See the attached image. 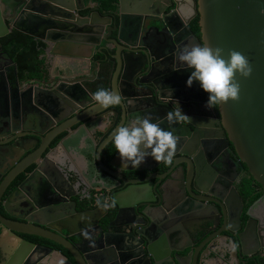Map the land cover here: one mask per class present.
<instances>
[{
	"label": "flooded vegetation",
	"instance_id": "obj_1",
	"mask_svg": "<svg viewBox=\"0 0 264 264\" xmlns=\"http://www.w3.org/2000/svg\"><path fill=\"white\" fill-rule=\"evenodd\" d=\"M158 1L165 4L164 0ZM83 2L87 7L80 10V15H90L97 8L101 15L112 16V24L118 25V18L114 19L117 0L112 11H103L95 2ZM171 9L167 8L165 14L173 19L167 15ZM198 17L194 19L198 21ZM24 22L19 17L18 26L32 33L27 34L32 38L31 50L41 51L33 70H20V66L17 70L0 42V119L9 116L14 122L13 128L0 130V141L13 140L18 146L12 147L13 155L8 159V166L0 165V255L6 256L18 247V264H63L65 257L73 262L68 251L54 239L27 234L26 231H40L33 225L44 224L41 228L52 237L70 240L83 250L85 245L67 231L75 229L73 214H70V205L75 202L76 214L100 207L98 215H101L104 209L107 210L98 224L92 223L93 230L87 228L89 234L92 231L99 233V229L100 232L107 231V224L113 221L102 242L109 261L99 260L94 264H153L146 257L148 250L161 257L165 250L172 248L180 250L177 253L180 264H264V188L253 179L229 140L223 129L219 106L206 108L207 95L202 89L200 105L178 101L176 113L179 107L181 114L199 127L195 130L194 126L176 115L181 118L182 128H176L179 135L176 136L172 164L158 163L146 157L136 168H123L116 151L110 155L112 136L122 123L119 119L114 124L112 122L113 111L119 107L112 106L97 113L104 108L96 105L92 94L99 88L116 93L118 88L128 91L134 96L128 98L130 111L125 125L136 115L149 116L152 122L156 119V123L165 130L164 121L168 120L164 119L167 117L162 123L157 119H161L158 118L160 115L165 116L168 108L171 109L168 100L178 96L179 88L160 86L161 96L151 95L146 90L134 93L130 85L135 81L134 69H126L122 78L118 72L121 71L120 66L108 73L112 56L116 51L122 54L123 47L104 42L106 34L101 36L100 44L95 46L88 61L60 54L72 50L64 49L65 45L59 42L68 41V35L74 36L73 40L82 41V33L71 35L58 30L52 34L44 30L42 22L29 27ZM133 22L136 24L135 20ZM133 22L123 20L121 27L123 39L134 45L129 49L150 50L156 55L176 50L164 31L143 30L137 37L138 28ZM170 23L173 28L178 24ZM8 25L11 27V22ZM115 37L116 32H113L107 39ZM23 49L18 48L19 61ZM80 53L87 54L86 51ZM173 63L171 61L170 66V62H164L157 71L169 70V81L178 85V74L172 73L171 69ZM115 70H118L116 75ZM189 74L188 71L182 79L187 81ZM156 75L157 72L153 76L140 75L141 86L145 88L151 79L159 80ZM160 83L166 85L164 81ZM198 86L194 81L188 87L196 90ZM34 95L38 101L44 102L48 110L42 121L44 126L39 131L21 122L26 112L36 111ZM88 118L96 120V133L84 128V120ZM185 125L190 131L184 128ZM104 140L109 142L99 154L101 166L97 149ZM181 152L189 153L194 163ZM80 157H83V163L86 161L87 167L81 164ZM17 158L18 162L14 163ZM112 160L116 167L111 166ZM181 167L187 175L185 180L180 176ZM91 171L98 175L95 180L99 184H93L94 179L89 178ZM101 176L114 182L109 196L108 191L101 187ZM147 186L161 193L165 209L148 207L152 217L150 221L133 209L114 219L117 209L111 195L119 198ZM98 187L99 190L96 189ZM154 198L150 193L149 199ZM195 209L200 213L196 215ZM94 219L95 215L82 214L76 218V224L86 225ZM7 228H16L18 233L12 235ZM89 246L90 240L86 239V247ZM123 252L132 255L125 257L126 254H121ZM174 253L171 252L172 255Z\"/></svg>",
	"mask_w": 264,
	"mask_h": 264
},
{
	"label": "water",
	"instance_id": "obj_2",
	"mask_svg": "<svg viewBox=\"0 0 264 264\" xmlns=\"http://www.w3.org/2000/svg\"><path fill=\"white\" fill-rule=\"evenodd\" d=\"M165 4H160L158 0H117L118 9L114 13V19L118 18V25L112 24V16L101 15L96 8V11L87 16L80 15V10L87 7L84 5L83 0H0V38L4 37L10 32V28L19 30L25 34H30L28 30L21 29L18 26L19 17L24 20V24L33 26L42 22L44 30L48 33L55 34L58 30L65 31L71 35H75L80 32L84 36L82 41L73 40L74 36H66L68 41L57 42L62 43L64 49L72 50L71 52L64 51L60 53L62 55H69L74 58H82L89 61L95 46L100 44L101 36L106 34L103 41L106 43L112 42L116 46L121 45L123 47V53L120 54L116 51V55L112 56L113 61L108 63V73H112L116 67L120 66V78L124 76L126 69H134L135 81L131 82V87L135 92L143 90L148 91L149 94H158L161 96L158 89L162 87H174L179 88L178 96L170 98L171 109H167V113L158 116L157 119L162 120L171 113L173 116L172 122L169 119H164L165 130L170 131L175 137L179 135L176 128H182V122L180 115L176 113V105L178 101L188 102L191 101L196 105L202 103L201 92L202 90L198 86V89L194 90L187 86L185 76L189 70L180 66L177 61L178 53L187 45L204 46L207 45L212 48L219 47L223 49V55L226 57L230 50H235L242 53L249 61L251 66V74L247 78H243L239 75L235 77L240 85L239 98L235 101L229 100L227 103H223L219 106V112L225 130L229 140L233 143L237 154L240 159L246 164L249 173L253 179L264 188V0H164ZM96 5V4H94ZM167 8H172L167 14L172 18H167L165 11ZM8 13V14H7ZM177 15L178 17H174ZM198 17L199 36L196 35L189 27L192 19ZM123 20H128L138 28L137 37L140 36L143 30L155 29L159 33L164 31L170 36L172 43L176 46V50L161 53L159 55L152 54L150 50H134L128 47H134L130 42H126L122 37L121 27ZM59 24L56 26V22ZM170 21L177 22L176 27H172ZM11 22V27L8 23ZM151 22H155L157 25H152ZM162 25L161 29L159 26ZM113 32H116V37L108 40ZM135 33V34H136ZM86 51L87 54L82 55L80 52ZM100 51V50H98ZM147 51V52H146ZM60 52V51H59ZM57 54V52H56ZM164 56V57H163ZM173 63L171 68L172 73L178 74V85H174L169 81V70L166 72H158L157 67H163L164 62ZM116 65V66H115ZM170 69V67H169ZM155 76L156 79H151L148 85L144 88L141 86L140 75ZM161 81L166 82V85H161ZM168 83V85H167ZM169 87V88H170ZM177 90V89H176ZM175 90V92H176ZM194 90V91H193ZM65 95V93H63ZM118 94L120 96L119 109L113 111V124L119 119L121 126L125 125L128 113L130 111L129 99L133 98L132 93L124 91L118 88ZM180 94V95H179ZM203 94V93H202ZM207 95V93H205ZM204 101H206L204 99ZM34 106L36 111L26 112L21 122L29 126L30 128L39 131L43 128V118L46 116L48 110L44 102L37 100V96L34 95ZM101 109L97 113H101L105 110ZM38 112H42L39 114ZM181 116V115H180ZM156 123V119H154ZM95 119L88 118L84 120V128H88L96 133ZM184 122L191 124L196 128L198 124L184 119ZM166 122V123H165ZM169 123V124H167ZM14 122H12L9 116H4L0 119V130L2 128H13ZM184 125V124H183ZM118 127V128H119ZM185 129L190 131L189 126L185 125ZM55 129V128H53ZM66 130V129H65ZM54 133V131H51ZM56 132V131H55ZM183 134V132H180ZM50 134V132L48 133ZM46 135V139L47 136ZM16 137V136H15ZM109 140H104L97 149V156L99 165V154L103 151ZM12 147H18L16 141L10 140L7 142L0 141V165L8 166V159L12 157ZM181 154L192 160L193 157L187 152H181ZM119 156L116 153V157ZM18 162V158L14 163ZM191 163V162H190ZM18 165V163L16 164ZM111 166L116 167L114 160L111 161ZM189 166V164H188ZM197 166V165H196ZM188 168V167H187ZM106 170V169H105ZM106 172V171H105ZM113 174L112 172H108ZM181 179L185 180L187 175L185 169L181 167ZM98 175L95 171H91L89 174L90 179H94L93 184H99L95 180ZM101 187L109 192L114 188L113 180L108 177L101 176ZM195 191L197 189L192 187ZM99 190V187L96 188ZM128 189H126L127 191ZM154 190V192H152ZM152 193L155 198L149 199V195ZM113 196L112 202L116 206V219L123 212H131L136 210L141 214L145 220H151V213L147 210L148 207H155L159 209H165L163 205V196L156 189L150 190V187L136 188L133 192L118 198V195ZM191 196V195H190ZM192 197V196H191ZM111 204V202H110ZM57 205V203H53ZM75 202L70 205V214H73L74 218V230L67 229L70 235L76 237L81 244L85 245L82 250L77 248L70 240L59 239L52 237L49 232L42 229L44 224L33 225L36 229L26 231L27 234H35L47 239H54L61 244L74 259L72 262L65 257L63 264H94V261L108 262L109 257L105 248H102V242L107 237L109 227L112 222L107 224L108 228L105 232L94 233L92 231L90 235V246L86 247V239L82 235V230H93V224H98V221L107 214V210L104 209V214L98 215L99 208L88 210L83 213L76 214L74 209ZM196 215L200 212H197ZM95 215V219L91 223L76 224V218L81 215ZM203 215L202 213L200 214ZM72 218V221H73ZM73 227L72 225L69 226ZM12 229V228H11ZM8 229L10 234L15 235L18 233V229ZM104 233V234H103ZM102 240V241H101ZM166 246V245H165ZM164 251V250H163ZM177 248H172L170 251L165 250L161 257H158L155 252L148 250L146 257L151 260L153 264H180V257H178ZM171 252H175L173 255ZM126 256H131V253H121ZM63 258V257H62ZM64 259V258H63ZM123 261V259H120ZM199 258V263H201ZM0 264H18V247H15L6 256L0 255ZM45 264V263H39Z\"/></svg>",
	"mask_w": 264,
	"mask_h": 264
},
{
	"label": "clouds",
	"instance_id": "obj_3",
	"mask_svg": "<svg viewBox=\"0 0 264 264\" xmlns=\"http://www.w3.org/2000/svg\"><path fill=\"white\" fill-rule=\"evenodd\" d=\"M178 64L189 70L187 86L195 81L207 93L205 107L235 101L239 98L240 85L237 75L247 78L251 74L248 59L240 52L230 50L225 57L223 49L204 46H185L177 55ZM92 100L101 108H109L120 103L118 93L99 88L92 94ZM178 114L182 115L179 107ZM168 119L172 120L171 113ZM112 145L118 153L123 168L138 167L146 157L171 165L176 151L177 138L152 122L149 116L136 115L127 125L119 127L112 136ZM85 239H90L87 230H82Z\"/></svg>",
	"mask_w": 264,
	"mask_h": 264
},
{
	"label": "trees",
	"instance_id": "obj_4",
	"mask_svg": "<svg viewBox=\"0 0 264 264\" xmlns=\"http://www.w3.org/2000/svg\"><path fill=\"white\" fill-rule=\"evenodd\" d=\"M85 2H95L103 11L114 10L116 6V0H83ZM190 29L199 36V27L197 18L193 19L189 24ZM0 42L8 51V54L12 57L13 62L17 66V70L20 66V70H33L38 62V54L41 51L38 49L31 50L32 38L20 31L11 30L7 35L0 38ZM24 47L23 55L18 59V48ZM115 152L114 147L110 151V155Z\"/></svg>",
	"mask_w": 264,
	"mask_h": 264
},
{
	"label": "crops",
	"instance_id": "obj_5",
	"mask_svg": "<svg viewBox=\"0 0 264 264\" xmlns=\"http://www.w3.org/2000/svg\"><path fill=\"white\" fill-rule=\"evenodd\" d=\"M79 159H80V161H81V164L84 165V167H85V166L87 167L86 161L83 163V157H80Z\"/></svg>",
	"mask_w": 264,
	"mask_h": 264
}]
</instances>
